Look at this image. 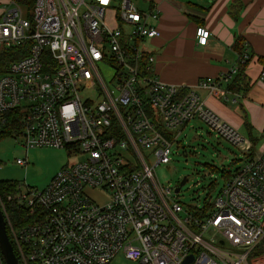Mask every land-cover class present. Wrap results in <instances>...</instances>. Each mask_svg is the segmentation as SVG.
Here are the masks:
<instances>
[{
    "label": "built area",
    "instance_id": "built-area-1",
    "mask_svg": "<svg viewBox=\"0 0 264 264\" xmlns=\"http://www.w3.org/2000/svg\"><path fill=\"white\" fill-rule=\"evenodd\" d=\"M158 18L157 7L135 0H0V51L16 57L0 73V122L18 111L14 138L25 149L85 156L46 187L19 182L8 196L30 218L12 237L23 264H111L119 254L140 264L189 256L188 264H250L264 246V151L245 158L202 217V208L171 198L144 155L169 163L176 132L194 118L237 147L246 143L194 89L159 78L146 47L160 35ZM196 36L206 45L210 30L198 27ZM249 58L246 49L237 66L198 85L219 93ZM93 190L108 199L95 201Z\"/></svg>",
    "mask_w": 264,
    "mask_h": 264
},
{
    "label": "crops",
    "instance_id": "crops-1",
    "mask_svg": "<svg viewBox=\"0 0 264 264\" xmlns=\"http://www.w3.org/2000/svg\"><path fill=\"white\" fill-rule=\"evenodd\" d=\"M171 2L152 1L149 6L159 10L156 24L160 35L146 41V47L156 57L154 68L159 78L194 89L208 108L237 130L244 129L246 135L241 134L246 143L239 146L243 158L262 153L264 145L260 149L256 146L264 134V82L259 79L264 67V0H201L191 12ZM201 26L210 30L206 45L199 44L196 36ZM239 37L250 53L243 70L248 90L237 92L230 88L238 71L221 83L217 94L201 88L200 78L218 77L238 65ZM0 264H4L1 252Z\"/></svg>",
    "mask_w": 264,
    "mask_h": 264
},
{
    "label": "rangeland",
    "instance_id": "rangeland-1",
    "mask_svg": "<svg viewBox=\"0 0 264 264\" xmlns=\"http://www.w3.org/2000/svg\"><path fill=\"white\" fill-rule=\"evenodd\" d=\"M152 1L157 3L160 0H135V3L140 9L148 11ZM167 1L180 3L186 12H191L194 10L192 6L201 2V0ZM238 130L246 135V131L241 127ZM176 133L178 134L177 140L171 146L172 153L169 163L156 164L157 158L148 149H143L144 155L148 163L154 167V173L160 184L164 188H172L171 198L173 200L181 202L185 208L188 206L203 208L206 199L209 202L212 201L211 199L225 184L223 171H234L242 165L245 158L239 147L218 136L200 118H194L184 128H180V133ZM259 137L257 149L264 145V134ZM18 158L26 160L27 164L25 166L18 164ZM83 159H85L83 155H75L67 149L58 147H38L27 150L21 138L5 137L0 140V180L19 181L23 183V189L26 186L42 189L49 184L62 167ZM184 177H187V182L179 193H175V188ZM89 195L99 203L108 199L107 193L99 190L89 191ZM1 202L6 214L5 201L1 200ZM8 227L13 237L14 223L11 222ZM13 243L18 250L17 244L14 241ZM111 264H140V262L127 259L123 254H119Z\"/></svg>",
    "mask_w": 264,
    "mask_h": 264
},
{
    "label": "trees",
    "instance_id": "trees-1",
    "mask_svg": "<svg viewBox=\"0 0 264 264\" xmlns=\"http://www.w3.org/2000/svg\"><path fill=\"white\" fill-rule=\"evenodd\" d=\"M246 45L245 42L242 38H238V42H237V48L239 50L240 53V58L242 57L244 51L246 50ZM14 58V53L13 50L11 51H0V67L3 68L2 70H0L1 72H4V67H7V64L12 61ZM240 58H239V62H240ZM248 62V61H247ZM245 69V65L244 64H239V69H238V73L236 75V77L234 78L233 82L230 84V88L234 91L237 92H245L248 90L249 86H248V82L246 80V76L243 73V70ZM13 113V114H12ZM12 114V116H11ZM11 114L9 113V119L6 123H2L0 122V140L4 139L5 137H16L20 134V123H19V112L15 111V112H11ZM246 125L247 127H249V123L246 120ZM236 171V170H235ZM235 171H230V170H224L223 171V176L225 177V181L229 180ZM19 181H4V180H0V198L1 200H3V202L5 201V207L7 209V213H6V217L8 219L7 222V231L8 234L10 236L11 241H13V238L10 234L9 231V227L8 224H10L11 222L14 223L15 227H18L22 224H25L29 221V216L27 215V211L17 205L15 202L13 201H8L7 198L9 195H14L17 191V185H18ZM212 187H214V185H212ZM5 199V200H4ZM189 210H195V206H188ZM213 208V204L209 201H205V206L202 209L197 210V212H195V214L199 215V216H204L207 215L211 212ZM6 212V211H5ZM15 248V252L17 254V256L20 258L19 256V252ZM4 262V260H3ZM22 263V261H21ZM23 264V263H22ZM250 264H264V246L263 244L260 245L259 247H257L253 254L250 257Z\"/></svg>",
    "mask_w": 264,
    "mask_h": 264
},
{
    "label": "water",
    "instance_id": "water-1",
    "mask_svg": "<svg viewBox=\"0 0 264 264\" xmlns=\"http://www.w3.org/2000/svg\"><path fill=\"white\" fill-rule=\"evenodd\" d=\"M187 182V177H184L179 185L175 188V193H179L182 186ZM0 252L4 260V264H21L19 257L17 256L14 248V244L10 239L7 231V219L6 214L0 204ZM193 260V256H189L185 264L190 263Z\"/></svg>",
    "mask_w": 264,
    "mask_h": 264
}]
</instances>
